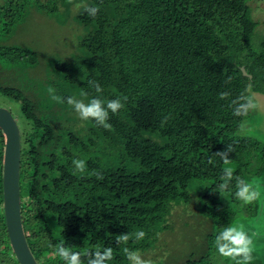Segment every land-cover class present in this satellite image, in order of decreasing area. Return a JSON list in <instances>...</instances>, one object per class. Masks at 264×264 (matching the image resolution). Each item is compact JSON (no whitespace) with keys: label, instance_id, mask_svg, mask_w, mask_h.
Here are the masks:
<instances>
[{"label":"trees","instance_id":"16d2710c","mask_svg":"<svg viewBox=\"0 0 264 264\" xmlns=\"http://www.w3.org/2000/svg\"><path fill=\"white\" fill-rule=\"evenodd\" d=\"M251 1L2 0L0 105L19 107L23 226L39 264H158L191 226L177 209L195 211L203 246L229 264H263L264 239L235 231L240 216L263 218L264 142L239 134L252 93L264 94ZM34 12L75 24L72 50L13 43ZM5 145L0 128V264H20ZM237 244L248 245L232 258Z\"/></svg>","mask_w":264,"mask_h":264},{"label":"rangeland","instance_id":"374dc122","mask_svg":"<svg viewBox=\"0 0 264 264\" xmlns=\"http://www.w3.org/2000/svg\"><path fill=\"white\" fill-rule=\"evenodd\" d=\"M0 3H2V0H0ZM251 5L254 10V19H256L259 23L257 35L263 34L264 36V0H252ZM34 15L35 17L32 20L33 22L26 29H22V32H20L21 34L17 37V39L13 41V43L27 44L36 49L45 51H51L54 49L56 44L58 46H61L62 44V47H60L61 49H63L62 54H65L72 50L73 41H75L76 38V34H74V32L77 30H75V24H73V26L71 24H67L65 26L53 25L49 22L51 21L50 19H47L45 16L40 15L38 12H34ZM36 18L38 19V21L34 22ZM257 37L255 40L256 42H258ZM67 45L69 46L67 47ZM14 55H16L15 57L18 56V54L16 53H14ZM7 104L8 105L3 104L1 106L10 107L14 115L18 119L19 124H21L22 120L19 115V107L14 103L11 104L7 102ZM239 134L242 136H251L264 142V94L257 92L252 93L250 114L243 122L239 130ZM260 179L261 180L256 183V187L254 186V191L256 188L259 198L262 200L261 204L263 212L261 215L263 216V218L259 220V223L249 225L246 223L247 218L245 216H240L238 221L236 222L235 229V231H237L238 229L239 232L246 229L245 232L248 235L250 234L248 230L252 232L253 235L250 234V237L253 236L255 238H258L253 239L252 244L257 243L260 237L264 239V175ZM195 215V211H192V213L190 211H186V213L184 214H182L181 209H177L175 211V218L179 221V223H181V220L184 216L186 217V219L180 226L185 228L186 223H188V225L191 224V226H189L188 231L185 232H180V228H176V230L179 229V232H174L170 237L172 241L174 240L175 250L171 254L172 256L169 255L168 251L163 250V252L160 253V256L157 259L158 264H176L181 262L182 260L190 258L197 260L196 257H205L207 256V254L210 256V259H208L209 264H229L223 259L224 257H222V255L219 254L218 251H215L214 249L210 251L209 248L207 249L206 246H203L202 241L205 239L204 237H206L205 232L207 231V229H202L204 224H194V222H192V220L195 218ZM185 221L187 222L184 223ZM252 222L253 221H251L250 223ZM258 226H260V229H262L260 231L261 233H259V231L257 230ZM245 246L244 244H237L235 245V247L231 246L229 252L230 254L228 255L233 258L236 255L237 251L241 250ZM261 247L262 252L259 251V255L263 256L264 258V245H262ZM192 252H194L195 257H192Z\"/></svg>","mask_w":264,"mask_h":264},{"label":"water","instance_id":"95a60500","mask_svg":"<svg viewBox=\"0 0 264 264\" xmlns=\"http://www.w3.org/2000/svg\"><path fill=\"white\" fill-rule=\"evenodd\" d=\"M245 75L252 77L243 66ZM0 128L4 130L6 145L3 164V203L7 232L13 252L20 264H39L35 258L23 226L21 198L22 133L12 109L0 105Z\"/></svg>","mask_w":264,"mask_h":264},{"label":"clouds","instance_id":"9594fccd","mask_svg":"<svg viewBox=\"0 0 264 264\" xmlns=\"http://www.w3.org/2000/svg\"><path fill=\"white\" fill-rule=\"evenodd\" d=\"M3 208H4V204H3Z\"/></svg>","mask_w":264,"mask_h":264}]
</instances>
